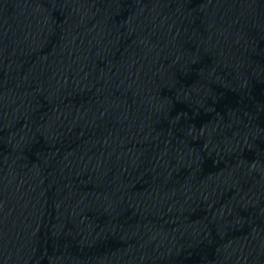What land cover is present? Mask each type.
<instances>
[{
    "label": "water",
    "instance_id": "95a60500",
    "mask_svg": "<svg viewBox=\"0 0 264 264\" xmlns=\"http://www.w3.org/2000/svg\"><path fill=\"white\" fill-rule=\"evenodd\" d=\"M0 264H264V0H0Z\"/></svg>",
    "mask_w": 264,
    "mask_h": 264
}]
</instances>
